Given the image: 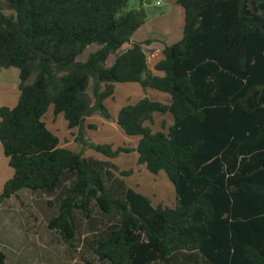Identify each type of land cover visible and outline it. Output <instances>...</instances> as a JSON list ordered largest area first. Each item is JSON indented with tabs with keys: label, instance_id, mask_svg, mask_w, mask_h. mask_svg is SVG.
<instances>
[{
	"label": "trees",
	"instance_id": "1",
	"mask_svg": "<svg viewBox=\"0 0 264 264\" xmlns=\"http://www.w3.org/2000/svg\"><path fill=\"white\" fill-rule=\"evenodd\" d=\"M128 2L4 0L12 13L0 10V71L19 70V100L0 108V144L13 169L0 205L23 190L56 195L48 227L70 244L76 213L116 219L89 240L105 264H264V0H176L182 37L154 70L144 47L153 41H132L148 12ZM117 84L171 96L169 105L144 98L122 108L117 124L140 138L139 164L165 172L174 208L128 187L122 177L132 171L61 147L46 125L53 106L84 143L95 128L88 118H110L104 103ZM156 113L172 115L168 131L146 125ZM93 147L110 160L130 153ZM0 264H8L1 250Z\"/></svg>",
	"mask_w": 264,
	"mask_h": 264
},
{
	"label": "rangeland",
	"instance_id": "2",
	"mask_svg": "<svg viewBox=\"0 0 264 264\" xmlns=\"http://www.w3.org/2000/svg\"><path fill=\"white\" fill-rule=\"evenodd\" d=\"M159 2V4H157ZM143 6L149 21L158 19V28L168 33L162 44L175 42V35L182 36V13L172 0H129L128 9ZM0 10L6 14L12 12L6 9L4 0H0ZM149 33V30H148ZM159 35H163L160 33ZM151 36V34H150ZM177 39V38H176ZM96 46H90L78 59L86 61ZM114 56L109 58L110 66ZM33 77L29 83L33 82ZM19 70L9 68L0 73V108H14L19 100ZM147 98L155 102H172L171 96L153 89H143L139 84H117L115 95L107 99L110 118L101 114L88 118L87 125L95 128L86 130L83 142L76 141L77 130H70L63 114L55 115L54 107L50 106L44 118L48 129L58 137L60 146L75 152H82L86 158L111 161L120 171H132V174L122 177L128 187L144 195L154 207L174 208L176 192L165 172L152 174L145 165L139 164L136 148L138 137H128L117 124V118L122 108L135 105ZM173 117L170 113L153 115L152 122L146 123L153 133L169 130ZM110 145L113 150L127 148L129 154L108 159L97 152L93 146ZM13 177V169L4 156L0 144V196L5 183ZM23 190L18 195L0 205V250L7 255L8 264H105L91 252L89 242L99 230L116 224V219L107 218L93 209L92 218L88 220L81 213H76L77 237L73 243H67L63 236L49 229L48 219L57 212L56 195L52 198ZM60 193V192H59ZM57 193V194H59ZM38 194V195H36ZM50 202L52 205L49 206ZM90 240V241H89Z\"/></svg>",
	"mask_w": 264,
	"mask_h": 264
},
{
	"label": "crops",
	"instance_id": "3",
	"mask_svg": "<svg viewBox=\"0 0 264 264\" xmlns=\"http://www.w3.org/2000/svg\"><path fill=\"white\" fill-rule=\"evenodd\" d=\"M172 2L176 3V0H172ZM177 8H179L180 15L182 13V22H183V10L180 6ZM157 20L158 19L154 18V19H151V21H149V17H148L146 24L143 27H141L132 37L133 42H144L145 40H148V39H151L153 41L150 45L144 46L145 52L147 54L148 65L150 66V68L152 70H154L155 65L162 59V50L166 46V45H160L159 42L162 43L163 38H165V36L168 34V33L162 32L160 30V28H158ZM181 28H182V23H181ZM148 30H149V33H148ZM160 33H162L163 35H159ZM150 34H151V36H150ZM181 37H182L181 35L178 36L176 34L175 39H174L176 41L173 42L172 44L178 42L181 39ZM162 44H166V43H162ZM172 44H167V45H172ZM127 47H129V46H126V48ZM1 71H3V70H1ZM1 71H0V73H1ZM162 103L166 104V105L170 104V103H164V102H162ZM172 120L173 121H171V125H169L170 127L174 123V119H172Z\"/></svg>",
	"mask_w": 264,
	"mask_h": 264
},
{
	"label": "built area",
	"instance_id": "4",
	"mask_svg": "<svg viewBox=\"0 0 264 264\" xmlns=\"http://www.w3.org/2000/svg\"><path fill=\"white\" fill-rule=\"evenodd\" d=\"M157 4H159V2Z\"/></svg>",
	"mask_w": 264,
	"mask_h": 264
}]
</instances>
